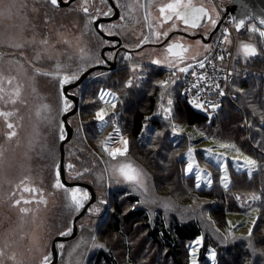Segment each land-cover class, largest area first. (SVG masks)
Returning <instances> with one entry per match:
<instances>
[{
    "label": "rangeland",
    "instance_id": "1",
    "mask_svg": "<svg viewBox=\"0 0 264 264\" xmlns=\"http://www.w3.org/2000/svg\"><path fill=\"white\" fill-rule=\"evenodd\" d=\"M171 2L173 0H147L146 7L153 20L157 21L160 16L159 8ZM193 3L207 5L214 16L219 14L222 6L225 5L224 0H193ZM78 7V0L72 5V12L62 7L53 8L46 0H0V11L3 12V15H0V54H2L0 55V88L3 89V92H0V96H3V99H0V111L13 113V116L7 119L0 116V250L5 253L0 259V264H41L45 255L51 257L52 239L72 229V220L80 212L68 207L70 197L63 189L53 187L56 181V167L59 165L60 125L63 124L61 116L70 110L73 104L68 99L70 107L67 111H63L58 78L38 75L35 72L36 68L41 72H55L56 64L59 63L61 65L59 76L62 77L77 72L85 65L87 68L93 63L95 65L99 60L95 58L91 63L81 60L82 56H91L96 44L90 35L83 36L78 24ZM251 23L254 22H249L247 25L250 26ZM167 27L170 28L169 25ZM167 29L163 28L161 31ZM208 30L205 28L202 31L203 35ZM126 32L125 30L124 35ZM44 38L49 40L48 46L40 44ZM182 39L187 42L189 51L185 53L186 59L179 66H186L201 59L207 53L203 45H211L204 43L201 38ZM65 40L68 43H63ZM135 41L128 39V46H132ZM232 41L233 43L228 46L234 49V59L243 61L257 57L245 60L239 48L240 44L253 43L257 45L258 50L264 48V45L259 43L258 35L247 32H236ZM17 44L24 47L17 49L14 47ZM39 52L44 53V58L36 61L35 56ZM136 56L132 62L128 59L129 77L125 79L123 85L121 84L122 89L119 88L120 82L114 85L111 84L112 82L101 83L99 80L104 76L108 78V75L97 72L89 78L88 88L91 87L93 90L86 91L88 97L85 100L83 99L85 93H80L78 90L80 86L72 90L79 97V106L76 114L69 118L73 133L64 148V160L67 165L73 167L69 168L66 177L69 181L91 183L96 196L106 200L107 205L104 206L99 201L92 204L77 222L79 229L76 236L70 241L56 244L60 251L57 264H97L94 257L100 250L112 252L119 264H172L164 256L161 248L147 239L145 229L140 222L132 226L122 223L121 234L109 231L113 205L116 202L124 214L138 208L148 214L152 220L157 213H160L166 221L175 217L179 221L194 219L201 222L203 233L212 244L206 252L207 264H220L221 258L225 259L233 245L247 244L248 248L252 249L253 235L249 238L248 233L250 228L253 230L256 226L261 228L259 221L264 217V203L262 208H259V205L264 195L233 193L228 197V206L237 211L227 215V227L222 228L215 224V220L209 216L213 208L210 199L199 197L198 193L201 189L212 188L214 184L221 190L227 191L233 176L246 173L238 172L235 164L232 163V158L238 156L234 150L219 147L221 143H234V141L225 140L228 137L219 133L217 128H206L204 125L190 127L184 123L183 117L175 113L172 94L170 98L173 99V118L166 120L163 118L160 105L164 104L167 107L169 96L168 93H162L160 88L157 91L158 101L153 116L159 118L160 124L155 127L145 124L144 136L150 131L152 134L150 144L144 149L141 157L134 151V156L128 152L126 157L113 160L104 152L101 146V142L104 141H107L109 148L122 147L116 142V128H119L120 135L126 139L128 137L119 126L121 116L118 114L125 107L123 100L126 94L142 87L143 90H152L155 85H159L160 79H147V72L153 68H147L144 62L152 64V60L159 59L162 61L161 65L153 66L170 69L164 60L166 56L169 59L172 57L165 52L150 48L137 53ZM261 56L264 57V53ZM141 57L144 58V62L140 61ZM192 57L195 59H191ZM136 64L141 68L133 74L131 68ZM170 70L175 71V69ZM81 73L82 71L79 75ZM129 79L134 80L135 86L132 88L125 87ZM256 79L259 81L258 78ZM9 80L11 84L8 83ZM17 89L19 96L15 95ZM105 91L113 93L116 99L105 96L104 100H101L100 95ZM162 94H164L163 99ZM12 100L16 103L13 104ZM112 104L116 107L113 108ZM44 105L48 106L47 111H43ZM237 106L242 109L239 103ZM100 109H104L107 113V123L96 120L95 113ZM194 109L209 114L195 106ZM212 116L214 115L209 114V119ZM8 123H12L14 127L8 129ZM173 125L176 126V130L173 129ZM13 131L16 135L8 138V134ZM63 133L65 136L64 126ZM110 136L113 137L112 140L108 139ZM143 140L145 141V138ZM234 144L241 149L243 155L251 157L250 153H246V150L240 147L241 144L237 142ZM131 146L133 147L134 144L131 143ZM190 148L193 149L194 169L193 173L186 174ZM206 149H212L213 155L223 153L228 158L227 188L221 183L224 172L215 161L210 159L204 151ZM261 154H264L263 150ZM136 157L143 160L147 166H141L142 164L135 160ZM239 159L242 160L243 156H239ZM124 162H131L142 170L146 177L147 192L142 193L134 190L133 186L127 183L116 182L122 181V177L114 172L113 168ZM258 164L261 166L260 173L264 170V166L262 167L259 161ZM85 169L88 171L85 172ZM197 169L201 172L200 188L195 187ZM74 175L79 176L74 178ZM185 178H188L189 182L194 180L193 187H190L191 184ZM25 188L39 191H25ZM78 188L87 192L84 188ZM41 195L47 201L46 204L35 203L41 199ZM127 196L134 197L135 202L127 200ZM253 196L261 197L254 201ZM16 200H20L21 204L15 205ZM24 201H33V203L25 204ZM21 207H28L33 211L24 214L19 210ZM94 207H98L100 211L91 212L90 208ZM37 208L39 210L35 211ZM253 221H256L255 227ZM198 239H202L199 246L195 245ZM196 240L186 246L188 259L185 264H190V245L198 248L197 264H206L200 260L203 238L201 236ZM99 245L104 247L100 248ZM213 251L216 253L215 261L211 259ZM13 255L15 260L9 258ZM262 261L257 254H253L251 264H264Z\"/></svg>",
    "mask_w": 264,
    "mask_h": 264
},
{
    "label": "trees",
    "instance_id": "2",
    "mask_svg": "<svg viewBox=\"0 0 264 264\" xmlns=\"http://www.w3.org/2000/svg\"><path fill=\"white\" fill-rule=\"evenodd\" d=\"M96 47H93L94 50L90 56L93 58L92 61L95 59ZM128 63L129 61H121L116 71L111 72V74L106 73L108 78L104 76L98 80L101 83L108 82L109 84L112 82L111 84L113 85L120 82L119 88L122 89L121 84L123 85L125 79L129 77ZM233 65L234 79L230 85V90L235 94L236 98L233 102L224 101L218 111L209 113L214 115L211 119H209V114L195 111L186 101L182 100L181 86H179L180 82L178 79L167 92L164 88L155 85L152 90H143L142 87L139 90H133L134 94L127 93L123 100L125 107L118 114L121 116L119 126L123 133L128 136L127 139L130 142L129 153L134 156L135 151L141 157L144 149L150 144L152 134V131H150L148 133L149 136H144L146 133L145 124H149L150 127H155L157 124H160L159 118L153 116L155 104L158 101L157 91L160 88L162 93L170 92L173 95L175 113L183 117L184 123L190 125V127L204 125L206 128H217L219 133L228 137L225 140L241 144L240 147L246 150V153H250L249 155L259 161L263 167L264 157L261 152L262 150L264 151V130H261L258 116L264 112V57L259 56L249 61L236 58ZM145 66L147 68H153L147 72L146 77L149 80L160 79V81H165L173 78L170 75L173 74L171 70L156 68L152 65ZM97 72L100 73L102 71L99 70ZM89 78L87 79L85 94L83 95L84 100L88 97L86 91L93 90L91 87L88 88ZM119 88L116 87L118 90ZM238 103L242 106V109H239L237 106ZM253 109H256V115L252 114ZM153 129L156 130V128ZM144 138L145 141L143 140ZM147 141L149 143H146ZM131 143L134 144L133 147ZM135 160L140 165L142 164L141 166H147L143 160L137 157ZM79 175H74V178ZM185 179L189 182L188 178ZM193 181L189 182L191 184L190 187H193ZM233 193L235 195L246 193L264 195V170L260 173L259 170L255 172L251 179L246 174L233 176L227 191L224 189L221 190V188H218L214 184L212 188L201 189L198 193L199 197L210 199L213 208L209 212V216L215 220L216 225L222 228L227 227V215L237 211H234L233 207L228 206V197L232 196ZM127 197V200H130L132 203L136 200L134 197ZM263 203L264 199L261 201L259 208H262ZM138 222L144 227L147 239L155 245H158L164 253V256L172 264H185L188 259L187 244L202 236L203 247L200 253V260H203L207 264L206 252L212 244L204 235L201 222L194 219L179 221L175 217H172L170 221H166L160 213H157L152 220L148 214L138 208L131 209L124 214L122 208L116 202L113 205L112 220L108 227L110 228L109 231L121 234L122 223L132 226V224L134 225ZM259 223L261 228L256 226L253 230L252 249H249L247 244L233 245L225 259L221 258L220 264H251L254 253L264 263V217H262ZM94 261L97 264H119L114 255H112V252L103 250L95 254Z\"/></svg>",
    "mask_w": 264,
    "mask_h": 264
},
{
    "label": "snow or ice",
    "instance_id": "3",
    "mask_svg": "<svg viewBox=\"0 0 264 264\" xmlns=\"http://www.w3.org/2000/svg\"><path fill=\"white\" fill-rule=\"evenodd\" d=\"M48 4H50L53 8H59L61 7L62 4H67L69 0H46ZM88 0H84V6L82 7L83 13L86 15L89 14V7L87 6ZM103 2V0H102ZM26 6V5H25ZM245 7H247L245 5ZM104 16H108L111 14V12H105L101 13ZM159 14L164 23L168 21H182L183 25L185 26L184 31H188V29L196 30V29H205V28H210V29H217L218 30V13L216 16L212 15V10L207 9L204 6L197 7L196 4L193 3V0H173L171 3H167L164 6L159 8ZM0 15H3V12L0 11ZM121 19H124V17H121ZM145 21H147L148 16L145 15ZM246 19L251 21L254 19H257L256 17L252 15H247L246 17H242L237 19L236 17L231 18L232 22V30H235L237 33L241 32H247L249 34H254L258 35L259 37V43L261 45H264V16L258 18V24L257 23H251L250 26L246 24ZM89 22L95 24V18L89 17ZM163 24L158 25V27H162ZM95 27L102 33L104 30L101 25L96 24ZM149 31L151 35H143L139 36L136 38V47L137 48H142L144 44L153 42V39L155 42H159L162 37L167 38L169 36V31H173L177 29V25L175 23H172L170 26L169 31H152V25H148ZM231 36V30L228 27H225L223 30L222 38H220V44L221 45H226V44H232L233 41L230 39ZM207 33H205L203 39H207ZM63 43H68V41H63ZM40 44L43 46H48L49 45V40L47 38H44L40 41ZM113 46L115 44L113 43ZM205 48L206 52H211L212 46L211 45H203ZM17 49H21L24 47V45L17 44L14 46ZM239 48L245 58V60H249L251 58L259 57L264 53V48L259 49L256 44L253 43H242L239 45ZM165 51L169 53L172 57V59H169L168 56L165 57L164 62L166 63V66L170 69H175L173 72L172 76L173 78H170L169 80L165 81H160L159 82V87L164 88L166 92L168 89L171 88L172 85H174L177 82L176 78V73H189L190 69H193L194 67L199 68V69H204L206 67V62L211 64L212 60L214 59H219L223 60L224 56L219 55L216 57H212L209 59L207 56L204 59H201L197 62V64L194 66L191 63H188L186 66H179L182 64L185 59V53L189 51L188 46H185L179 42H173L168 44L166 47ZM2 55V54H0ZM42 58H44V53L39 52L35 56L36 61H40ZM51 59L52 57H48ZM92 57H87V56H82L81 60L82 61H87L88 63H91ZM126 59H131L130 56H126ZM191 59H195V57H192ZM97 64H103V60H97ZM153 65H161L162 61L159 59H154L151 61ZM213 68H215V65H212ZM60 68L61 65L59 63L56 64V71L55 72H41L39 68L35 69V72L38 75H44V76H52L53 78H58V83L61 91V97L63 100V111H67L68 108L70 107L68 103V98L67 94L65 93L64 89L66 85H70L73 81L79 80L80 76L79 73L81 71H86L87 70V65H85L84 68L78 69L77 72L72 73L71 75H63L62 77L59 76L60 73ZM141 66L136 64L132 65L131 71L133 74L137 73L140 70ZM190 75L196 77V81L192 83L191 88L196 89V95L191 101L192 104L195 105L196 108L198 109H204L207 110L210 108L212 111H215L216 109L219 108V104L212 103L211 101H205L204 103H201V92L204 90V85L202 82L209 81V77L205 74H198L195 70L190 72ZM139 79V77H136ZM9 84H11V80L8 81ZM134 80L129 79L125 85L126 88H132L134 87ZM209 88H215L217 89V95L219 96H224L225 93L223 90L220 89V84L218 83H209ZM0 92H3V89L0 88ZM15 95L19 96V89L15 91ZM105 96H110L113 99H116L115 95L111 92H102L100 95V99L104 100ZM169 98L167 99V107L164 106V104L160 105V108L163 113V118L166 120H170L173 118V99L170 98L171 93L168 92ZM161 98H164V94H162ZM0 99H3V96H0ZM13 104L16 103L15 100L11 101ZM112 107L115 108L116 105L112 104ZM48 106L44 105L43 106V111H47ZM253 115H256V109H253ZM39 115V113H38ZM0 116H3L5 119L8 117L13 116V113L10 111H0ZM96 120L101 122V123H107L106 116L107 113L105 112L104 109H100L96 111L95 113ZM46 118V117H44ZM259 122H260V127L261 130H264V112L260 113L258 116ZM251 127V125H249ZM14 126L12 123L7 124L8 129H12ZM61 128V136L60 139H64V133H63V124L61 123L60 125ZM173 129L176 130V126L173 125ZM116 142L120 143L122 147L120 148H109L107 147V141L101 142V146L103 147L104 152L113 160L117 159L118 157H126L128 152H129V140L126 139L124 136L119 134V128H116ZM16 135V132H10L8 134V138H11ZM203 135V133H202ZM109 140H112L113 137L110 136L108 138ZM221 148H226V149H232L234 150L238 156L232 158V163L235 164V167L238 172H244L247 174V176L251 179L254 172L258 171L260 169V165L258 164V161L256 159H253L247 155H243L241 152V149L237 148L234 143H221L219 145ZM208 156L210 157L211 160L215 161L222 169L224 172V175L221 177V183L224 185L225 188L229 186V176H228V168H229V162L228 158L223 154H217L213 155L212 154V149H206L204 150ZM243 156V159L240 160L239 156ZM264 155V154H262ZM192 156H193V149H189L188 151V157L189 161L187 163L186 167V174H191L193 173V162H192ZM69 168H72V165H68ZM85 172L88 170L85 169ZM113 171L118 173L120 177H122L121 180H117V183H127L131 186H133L134 190H138L143 192H147V185L145 184V179L146 177L144 176L143 172L141 169H138L135 167L131 162H124V163H119L118 165L114 166ZM55 176H56V181L53 185L54 188L56 189H63L65 193L67 194L68 197H70V203L68 207L70 209H73L75 211H80L84 207L85 201L90 199L89 194L86 191H81L78 187L76 188H67L64 183L61 181V168L59 165L56 167L55 171ZM195 180L196 188L201 187V172L200 170L197 169L195 172ZM208 183L210 184L211 181L209 180ZM25 191H39L37 189H28L25 188ZM254 201L259 200V196H253L252 198ZM25 204H30L33 203V201H24ZM37 204H46L47 201L43 199V196L41 195V199L38 201H35ZM101 203H105V201H101ZM21 201L16 200L15 205H20ZM21 213L27 214L30 211H33L32 209L28 207H21L20 209ZM39 209L37 208L35 211H38ZM256 210V209H253ZM90 211L93 213H97L100 211L98 207L90 208ZM256 221H253V227H255ZM71 234V229H69L66 232H62L61 235H70ZM253 234V229H249L248 237L251 238ZM226 239V238H225ZM202 243V239H198L195 241V245L199 246ZM62 247V245H61ZM98 247L103 248L104 245H99ZM190 247V255H191V260L190 264H197V259H196V252L198 251L197 247L189 246ZM5 253L3 250H0V259L4 257ZM12 260H15V256L9 257ZM216 258V253L213 251L211 252V259L215 261ZM51 257L48 255H45L42 258L41 264H50Z\"/></svg>",
    "mask_w": 264,
    "mask_h": 264
},
{
    "label": "flooded vegetation",
    "instance_id": "4",
    "mask_svg": "<svg viewBox=\"0 0 264 264\" xmlns=\"http://www.w3.org/2000/svg\"><path fill=\"white\" fill-rule=\"evenodd\" d=\"M79 1V7L77 8L78 12V24L83 32V36H89L94 40L95 44L97 45L95 50V58H99V60H106L109 61V63H113L114 65L111 66V64L104 61L103 64H97L95 62V65H100L105 67H109L110 69H100L104 74L116 71L118 69V64L121 63V61H129L126 59V55H130L131 60L134 61V58H136V54L153 48L161 52H165L166 47L168 44L173 42H179L186 46L187 42L183 40L182 38L193 40L194 38H201L203 42H206L209 40L208 43H212L215 35L220 29L221 26V15L218 16L219 24H218V30L217 29H210L207 31V39H203L204 35L202 33L205 29H188V31H184L185 26L183 25L182 21H177L175 18L173 21H168L164 23L160 16H158V20L154 21L152 16L148 13V8L146 7V1L147 0H112L113 3H110L109 0H88L87 6L89 7V14L86 15L81 10L84 6V0H78ZM225 1V0H224ZM76 2V1H74ZM73 2V3H74ZM71 3L70 5L64 7L68 9L70 12H72L71 7L73 5ZM227 4V1H225V6ZM196 5H203L204 7H207L205 4H196ZM116 7V8H115ZM117 9V10H116ZM207 9H209L207 7ZM105 12H111L110 15L104 16L101 13ZM145 15L148 16L147 21H145ZM89 17L95 18V24L89 22ZM121 17H124V19H121ZM172 23H175L177 25V29L173 31H169L167 29L168 25L171 26ZM96 24H99L103 28V35H107L116 38H120V43L118 44L117 41H109L103 37L101 32L95 27ZM152 25V31H160L163 30V28H166L167 31H169V36L167 38L162 37L159 42H155L153 39V42H149L143 45L142 48L136 47V41L131 46H128V39L136 40L137 37L143 36V35H151L148 25ZM163 24L162 27H158V25ZM168 24L167 26H165ZM125 30L127 31L124 35ZM176 37L178 39H176ZM103 43L101 44V42ZM113 43L115 46H113ZM109 48V49H107ZM107 49V50H106ZM104 50V51H103ZM167 55L171 56L169 53ZM146 58V56H145ZM144 58H140V61H143ZM94 64L91 65L95 66ZM145 65H152L150 63L144 62ZM88 67V68H90ZM87 68V69H88ZM164 68V67H162ZM165 69V68H164ZM170 70V69H168ZM99 71V70H97ZM94 71V72H97ZM84 72V71H83ZM82 72V73H83ZM92 72L91 75L94 73ZM90 74L84 79V81L79 85L80 93L85 92L86 89V83L87 79L91 76ZM96 201L100 202L105 201L104 206L107 205L106 200H103L96 196ZM86 202V201H85Z\"/></svg>",
    "mask_w": 264,
    "mask_h": 264
},
{
    "label": "water",
    "instance_id": "5",
    "mask_svg": "<svg viewBox=\"0 0 264 264\" xmlns=\"http://www.w3.org/2000/svg\"><path fill=\"white\" fill-rule=\"evenodd\" d=\"M74 1H77V0H69L67 4H62L61 7L64 8L70 5L71 3H73ZM225 1H227V4L225 6V13L228 14L231 18L236 17L237 19H239L242 17H246L249 14L257 18L251 21L246 19V24H248L249 22H254L258 24V18L264 16V0H225ZM109 2L113 3L112 0H109ZM245 5L247 7H245ZM200 6H203V5H198L197 7H200ZM103 37L109 41H117L118 44L120 43V38H116V37L111 38L110 36H107V35H103ZM207 42H209V40H207L204 43H207ZM104 61L109 63V61H106V60ZM109 64H111V66L114 65L113 63H109ZM100 69H110V68L105 67V65L104 66H100V65L92 66L79 75L80 76L79 80L73 81L70 85H66L64 89L65 93L67 94V98L72 102L73 106L70 110H68L67 112H65V114L61 116V120L63 122L64 130H65V138L60 140L59 146H58V149H59V160L58 161H59V166L61 168V181L62 183L65 184L67 188L68 187H81V188L86 189L89 194L90 199H88L84 203V207L80 210L78 214L74 216L72 220L71 234L70 235L59 234L52 239L51 246H50V251H51L50 264H57L59 260L58 258L60 256V251L57 249L56 244L58 242L70 241L76 236L77 230L79 229V224L77 222L86 213L87 209L92 204L95 203V200H96V192L92 184L87 183L85 181L67 180L66 173L68 172L69 167L65 163V160H64V153H65L64 148L66 147V143L69 142V140L71 139L72 133H73V128H72L71 123L69 122V118L76 114L78 110V106H79L78 104L79 97L74 92H72V90L78 87L89 74L91 75L92 72L100 70Z\"/></svg>",
    "mask_w": 264,
    "mask_h": 264
},
{
    "label": "built area",
    "instance_id": "6",
    "mask_svg": "<svg viewBox=\"0 0 264 264\" xmlns=\"http://www.w3.org/2000/svg\"><path fill=\"white\" fill-rule=\"evenodd\" d=\"M219 15H221L222 21L219 31L215 35L213 42L210 43L212 46V50L211 52H207L206 55L201 59H204L206 56L211 59L212 57H216L219 55H223L224 59H214L212 60L211 64L206 62V67L204 69L194 67L193 69L189 70V73H176V77L180 82L179 86H181V98L182 100L186 101L193 109L195 105L192 104L191 101L195 97L197 90L192 89L191 85L196 81V77L190 75V72L195 70L198 74H205L209 77V81L202 82L204 85V90L201 92L200 102L204 103L205 101H211L212 103L219 104V108L215 111H212L210 108H208L207 110H205L207 111V113L218 111L222 107L224 101L227 100L233 102L236 98L235 94L230 90V85L234 79V49L230 45L228 46V44L221 45L219 42L220 38H222L223 30L225 27H228L231 30L230 39L235 38L236 31L232 30L231 17L225 13V5L222 6ZM199 60L194 61L191 64L195 66ZM213 64L215 65V68H213ZM172 72L174 71L172 70ZM209 83L220 84V89L224 91L225 95H217L216 93L218 90L215 88H209ZM197 112H202V110H199Z\"/></svg>",
    "mask_w": 264,
    "mask_h": 264
}]
</instances>
